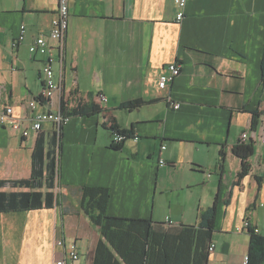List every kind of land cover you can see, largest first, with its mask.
<instances>
[{"label": "crops", "instance_id": "crops-1", "mask_svg": "<svg viewBox=\"0 0 264 264\" xmlns=\"http://www.w3.org/2000/svg\"><path fill=\"white\" fill-rule=\"evenodd\" d=\"M55 8L50 0H0V108L11 105L17 116H30L26 103L40 94L44 57L31 59L27 48L48 34ZM21 23L25 38L12 48ZM171 62L180 73L161 89ZM72 91L93 103L102 93L107 102L62 127L58 202L0 211V264H53L62 255L56 239L76 246L78 258L67 264H92L101 235L70 189L83 185L109 189L108 214L175 232L197 227L216 198L207 264H246L243 223L264 237V144H254L241 179L232 151L264 118V0H187L179 22L173 0H70L63 92ZM137 99L145 103L121 107ZM112 125L131 133L119 146ZM52 131L45 122L22 137L0 123V180L28 179L36 140L42 135L46 151ZM158 190L171 191L166 206Z\"/></svg>", "mask_w": 264, "mask_h": 264}, {"label": "trees", "instance_id": "trees-1", "mask_svg": "<svg viewBox=\"0 0 264 264\" xmlns=\"http://www.w3.org/2000/svg\"><path fill=\"white\" fill-rule=\"evenodd\" d=\"M141 99L121 104L122 108L133 109L144 104ZM63 109V108H62ZM100 112L93 102H80L71 109H64L67 116ZM257 114L252 113V126L257 124ZM107 120V119H106ZM111 129L125 136L131 133L116 125ZM62 130V127H61ZM60 137L55 131L44 151L42 135L36 140L32 152L31 176L28 179L0 180V188L9 184L26 191H0V211L29 210L50 207L57 203L58 193L54 192L58 176ZM119 146V145H115ZM254 150L253 143H237L233 154L240 158L241 168L237 179L243 178L249 170L247 159ZM79 193V205L91 223L99 229L98 241L92 264H207V245L210 242L216 214V198L211 207L199 213L197 227L184 225L179 232L171 228L153 227L151 221L143 218L113 216L107 213L110 192L106 187L83 185L71 187ZM249 246L246 264H259L264 259V237L248 227Z\"/></svg>", "mask_w": 264, "mask_h": 264}, {"label": "built area", "instance_id": "built-area-1", "mask_svg": "<svg viewBox=\"0 0 264 264\" xmlns=\"http://www.w3.org/2000/svg\"><path fill=\"white\" fill-rule=\"evenodd\" d=\"M56 4L55 12L51 20V26L47 35H35L28 44V54L31 59L36 56L44 57V65L41 75V91L40 94L27 101V108L30 110V116H17L13 113L11 105H3L0 108V123L7 125L12 131L19 133L22 137H26L30 130L38 133L42 129L45 122L53 124V131L59 137L61 127L69 120V116L64 113V109H71L78 103L83 102L82 97L76 92L64 93V57L66 47V31L69 16L70 0H50ZM175 5V18L179 22L185 15V7L187 0H173ZM26 34V26L21 23L18 27V34L12 40L11 47L15 48L20 44ZM180 66L176 62L169 63L165 71L159 77L158 86L164 89L180 73ZM170 101V98H168ZM97 105H103L107 102V97L102 93H98L94 97ZM40 105H46V111L36 110ZM179 104H173V108H178ZM63 108V109H62ZM131 136V135H130ZM123 134L113 131V144L119 145L126 138ZM258 142L264 144V118L258 123V129H248L239 136L238 143ZM161 148H164L162 146ZM159 164L163 165L164 160L159 159ZM167 224L171 225V221L166 218ZM244 228L249 227V223H243ZM257 233L258 229L254 228ZM55 245L62 248V255L53 261V264H67V260H77L78 253L74 243L65 245L61 239L55 240ZM215 248V243L209 242L207 245L208 253ZM247 257H245V262Z\"/></svg>", "mask_w": 264, "mask_h": 264}, {"label": "rangeland", "instance_id": "rangeland-1", "mask_svg": "<svg viewBox=\"0 0 264 264\" xmlns=\"http://www.w3.org/2000/svg\"><path fill=\"white\" fill-rule=\"evenodd\" d=\"M157 201L161 200L163 205L166 206V204L171 202V191H166L165 193H160L158 190L156 193Z\"/></svg>", "mask_w": 264, "mask_h": 264}]
</instances>
